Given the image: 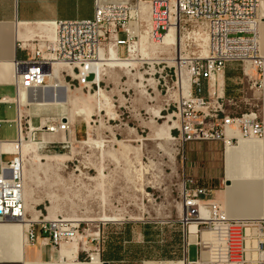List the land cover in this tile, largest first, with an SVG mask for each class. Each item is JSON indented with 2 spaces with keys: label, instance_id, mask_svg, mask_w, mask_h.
<instances>
[{
  "label": "rangeland",
  "instance_id": "obj_1",
  "mask_svg": "<svg viewBox=\"0 0 264 264\" xmlns=\"http://www.w3.org/2000/svg\"><path fill=\"white\" fill-rule=\"evenodd\" d=\"M132 21L138 33L130 44H137V50L113 47L107 59L115 60H105L101 89L94 86L89 91L76 83L68 90L63 65L59 80L65 86L58 87V96L70 94L72 104L22 106V118L17 121L23 133L29 134L23 146L34 170L32 181L26 184L28 212L33 217L42 209L46 216L49 195L56 192L60 198L55 216L50 217L81 223L78 243L87 251L84 261L89 260L88 253L103 247L109 233L121 235L127 247H157L179 233L188 144L178 142L175 129L171 140H158V130L169 123L171 115L178 124L179 81L183 70L190 71L189 61L207 54L208 28L184 17L179 31L161 40L151 37V21L143 26ZM145 35L152 41L143 40ZM51 94V90L46 93L47 97ZM0 110V115H10L7 106ZM71 113V133L34 130L26 122L31 118L32 125L39 126L36 118L57 122ZM0 132L10 135L14 128L2 123ZM117 139L127 143V149L121 151ZM48 141L53 143L48 145ZM210 142L214 141L189 145L202 147ZM4 146L3 153L11 159L9 142ZM49 153H54V159L48 158ZM189 257L197 258L196 246L190 247Z\"/></svg>",
  "mask_w": 264,
  "mask_h": 264
},
{
  "label": "built area",
  "instance_id": "obj_2",
  "mask_svg": "<svg viewBox=\"0 0 264 264\" xmlns=\"http://www.w3.org/2000/svg\"><path fill=\"white\" fill-rule=\"evenodd\" d=\"M138 1L150 7L153 39L162 38L177 17L180 22L185 17L195 23H205L208 28L207 54L195 56L187 63L190 67L188 92L184 94L180 88L178 127L175 129L178 130V142L186 145L195 141H222L229 145L240 139L256 138L264 144V54L257 30L258 11L263 0ZM143 16L134 10L129 0H96L93 18L54 21V37L47 43L38 44L29 59L13 63L16 87L13 102L18 107L19 120L22 106L39 104V98L57 97L58 86L51 78L55 63L72 69L63 72L68 90L76 83L89 91L94 86L99 88L103 79H98V69H104L106 63L103 60L109 57L110 47L115 45L130 51V41L136 35L131 33L129 25L136 19L143 26ZM233 62L242 64L249 88L258 92V103L244 110L238 109L236 99L224 93V71L227 64ZM5 76L10 78L12 72L6 69ZM203 79L207 80V96L197 94L203 90ZM49 90L51 97L46 95ZM6 102L10 100L0 98V103ZM26 122L34 130H71L70 122L63 117L57 122L40 119L39 126H33L31 118ZM20 136L24 140L29 138L28 133H23L21 124L18 125L17 140ZM211 194L212 190L199 185L195 176L185 175L181 193L182 215L177 226L183 255L179 261L183 264H264V218L229 217ZM45 211L46 216L40 209L35 220L27 210L23 157L18 153L1 163L0 223L24 224L27 243L41 239L57 247L78 239L81 223L64 217L52 218L46 206ZM210 234L216 235L217 239L211 241ZM249 239L258 241L252 261L247 258ZM191 246L197 248L195 260L189 258ZM100 248H97L98 253Z\"/></svg>",
  "mask_w": 264,
  "mask_h": 264
},
{
  "label": "crops",
  "instance_id": "obj_3",
  "mask_svg": "<svg viewBox=\"0 0 264 264\" xmlns=\"http://www.w3.org/2000/svg\"><path fill=\"white\" fill-rule=\"evenodd\" d=\"M95 4L96 0H0V98L10 100L0 103V109L7 106L10 114L7 117L0 115V124L6 123L14 128V133L10 135L0 132V142L18 138L17 121L20 116L18 107L13 102L16 97L13 63L16 60L29 59L38 44L47 43L49 38L54 37L51 34L52 22L61 19L93 18ZM258 13L260 18L257 30L260 49L264 54V0ZM6 69L12 72L10 78L5 76ZM202 84L203 90L197 94L207 96V80L203 79ZM224 93L227 97L236 99L240 110L258 103V92H253L249 88L241 63L227 64L224 71ZM35 122H40V119L36 118ZM190 143L186 144L188 161L184 167L185 174L195 176L199 185L211 189L210 196L220 203L229 217L263 219V142L256 138H246L229 145H225L222 141L210 142L202 147L189 145ZM9 160L5 153H0V164ZM178 237L177 241H174V237L166 241L167 243L173 241L180 253L175 259H161L160 249H155L153 245L127 247L123 244L121 235L112 233H109L108 240L100 248L99 254L102 264L179 261L183 258L180 231ZM26 241L22 224L0 223V264H76L83 262L82 255L87 254L82 246L73 254L70 251L76 247H70L67 242L56 247L41 239L34 243ZM153 253L157 258L151 256ZM90 254L88 253V261L91 260ZM247 258L252 261L254 258L252 251H247ZM152 264L156 263L152 262Z\"/></svg>",
  "mask_w": 264,
  "mask_h": 264
},
{
  "label": "bare ground",
  "instance_id": "obj_4",
  "mask_svg": "<svg viewBox=\"0 0 264 264\" xmlns=\"http://www.w3.org/2000/svg\"><path fill=\"white\" fill-rule=\"evenodd\" d=\"M129 1L131 2V4H132V6H133V8H134L135 11H138L142 15H144L143 16L145 18L144 19V25H148V23L151 21V17H150V7H149V5L146 4V3H141L138 0H129ZM173 20H175V18ZM180 25H181L180 18L177 17L176 21L172 22L169 30L166 33L163 34V37L161 38V40H163L168 35L172 34L174 31L178 32ZM52 27H53V32H51V34H52V36H54L55 35V32H56V24L54 22H52ZM129 30L133 34H135L137 32V27L135 25V22L131 21V23L129 25ZM144 39H147L148 42H151L152 41L151 39L148 40V36H146V35L143 36V40ZM136 45H132L130 51L137 50ZM113 47H115V45H112L110 47V49H109V57H107V58H111L112 57L111 51H112ZM102 54H103V50H101V55ZM107 58H105L103 61H105V60L106 61H114L115 60V59H107ZM119 58H121V57H119ZM105 65H107V63ZM62 67H63V64H61V63H55L53 65V68H52V71H51V78L53 79V83H54V85H57L58 87L59 86H65L59 80V73H60L59 71H60V69ZM66 69H68L69 71L72 70L71 67H67ZM104 74H105V68L104 69H101V70L98 69V79L99 80L100 79H103V75ZM189 82H190V71H184L183 70V72H182V78L179 81V85H180V88L182 89V91H183L184 94H186L188 92ZM100 89H101V86H100ZM56 91H57V97L56 98H54L53 96L51 98H44V99L39 98L37 100L39 102V105H43V104L71 105L72 104L73 99H72V97H71L70 94H67L63 98H60L58 96V92H59L58 91V88L56 89ZM25 93H26V91L23 90V95H25ZM98 93H100V92H98ZM72 115L73 114L71 113L70 115L65 116L63 118L65 120H68L70 122V124H71V121H72V118H73ZM167 119H168L169 123H164L163 125L160 126V128L158 130V138H157L158 140H163V139H166V140L167 139H170L171 140L172 139L171 138L172 137V131L178 127L177 126V123H176V120L173 119V116L172 115L169 116ZM54 132L55 133H58L60 131L57 130V131H54ZM71 132H72V129L70 131H67V133H71ZM41 134L43 136H45L46 132L45 133L43 132ZM25 140H26V138H25ZM25 140L20 136V138L18 140L0 142V147H1L0 148V152L3 153L4 151L7 150L6 146H4V143L9 142V145L11 146L12 155H15V154H18L19 153L23 157V159H24V199H25V203H26L27 210L29 211L28 206H27V199H26L27 198V195H28V193L26 191V184H27V182H31L32 181V171H34V170H33L32 163L30 161H26L28 159L26 158V155H25V152H24V146H23V143L25 142ZM63 142H68V141H63ZM47 143L49 145V144L53 143V141H48ZM117 146H118L119 149H121V151H124L125 149H127L128 144L125 143V142H123V141H121L120 139H117ZM112 156L115 157V155L113 154V152H112ZM54 157H55L54 156V153H49L48 154V158L54 159ZM115 159H116V157H115ZM43 165H45V164H43ZM43 165L41 167H43ZM44 172H46V170L42 171V174H45ZM33 175L34 176H38V173L35 171L33 173ZM38 179H39V176H38ZM49 198H50L49 199V202L51 203V205L49 207H47V209H48V212H49V215L50 216H55V214H56L55 213L56 212L55 209L57 208L56 202L58 201L57 199H59L60 196L56 192H52L49 195ZM29 208L32 210V206H30ZM37 217H38V215H36V214L33 215V218L35 220H37ZM22 225L24 227V224H22ZM192 229L195 230V226L194 225L192 226ZM259 232L260 231L258 230V233ZM263 235H264V233H263ZM210 237L211 238H209V239H211V241H215L217 239L216 235H214V234H210ZM78 239H79V237H78ZM78 239L67 241V243H68V245H70V247L71 246L72 247L73 246L76 247V249L70 251L73 254H75L77 252V250L79 249V247L81 246L78 243ZM263 240H264V236H263ZM257 243H258V241H256V240H252V239H249L248 240L249 250L254 253L253 254L254 256H256V252L255 251H256ZM63 247H64V245H63ZM90 257H91L90 258L91 259L90 261H83V262H79V263H76V264H102V260L100 258V254L98 252L91 253ZM152 262L153 263H156V264H183L182 261H176V262H172V261H147L146 264H148V263H151L152 264Z\"/></svg>",
  "mask_w": 264,
  "mask_h": 264
},
{
  "label": "trees",
  "instance_id": "obj_5",
  "mask_svg": "<svg viewBox=\"0 0 264 264\" xmlns=\"http://www.w3.org/2000/svg\"><path fill=\"white\" fill-rule=\"evenodd\" d=\"M178 233L174 234V241L178 240ZM155 249H160L161 254L160 257L161 259H175L178 258L180 256V253L178 252V250L175 248V245L172 242H168L165 245H157V247H155ZM152 256V254H151Z\"/></svg>",
  "mask_w": 264,
  "mask_h": 264
},
{
  "label": "water",
  "instance_id": "obj_6",
  "mask_svg": "<svg viewBox=\"0 0 264 264\" xmlns=\"http://www.w3.org/2000/svg\"><path fill=\"white\" fill-rule=\"evenodd\" d=\"M103 264H108L107 262H104Z\"/></svg>",
  "mask_w": 264,
  "mask_h": 264
}]
</instances>
